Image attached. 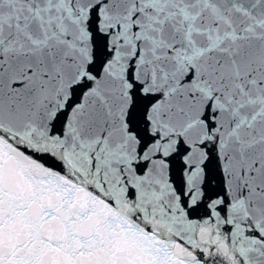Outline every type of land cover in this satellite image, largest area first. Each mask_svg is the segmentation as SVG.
<instances>
[{
	"label": "snow or ice",
	"instance_id": "obj_1",
	"mask_svg": "<svg viewBox=\"0 0 264 264\" xmlns=\"http://www.w3.org/2000/svg\"><path fill=\"white\" fill-rule=\"evenodd\" d=\"M0 264H264V0H0Z\"/></svg>",
	"mask_w": 264,
	"mask_h": 264
}]
</instances>
